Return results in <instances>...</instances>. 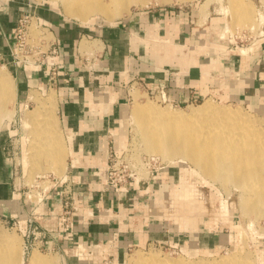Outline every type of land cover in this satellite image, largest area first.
<instances>
[{"label":"crops","instance_id":"0c3cea01","mask_svg":"<svg viewBox=\"0 0 264 264\" xmlns=\"http://www.w3.org/2000/svg\"><path fill=\"white\" fill-rule=\"evenodd\" d=\"M28 16L53 32L59 56L40 67L18 68L10 61L12 39L19 19ZM166 18L153 13L93 30L31 0H0V58L16 77L19 110L24 113L36 103L33 93L48 97L54 92L55 120L66 152L62 176L41 181L47 197L39 201L35 192L41 191L27 184L22 167L29 142L23 128L27 115L19 122L12 118L0 128V217L17 220L24 237L29 216H34L36 238L51 249L38 250L51 259L33 250L32 264H123L133 249L162 246L196 256L233 246V234L200 227L203 221H197L194 213L179 222L157 213L163 199L173 195V186L183 176L178 168L184 166L156 169L149 179L131 182L120 193L104 183L111 149L121 156L126 147L127 105L136 87L148 96L163 90L179 106L217 92L214 82L221 69L207 57L178 50L160 59L150 52L147 44L160 33L166 34L160 41L168 48L190 31L185 23L173 30ZM52 64L57 68L54 82L50 81ZM67 185L73 189L78 211L73 222L64 226L59 221L62 200L57 193Z\"/></svg>","mask_w":264,"mask_h":264},{"label":"rangeland","instance_id":"374dc122","mask_svg":"<svg viewBox=\"0 0 264 264\" xmlns=\"http://www.w3.org/2000/svg\"><path fill=\"white\" fill-rule=\"evenodd\" d=\"M31 1L34 2L35 5L44 6L47 9L56 11L59 16L67 21H71L81 27H89L93 30L99 27L119 25L136 17H147L153 13L168 15L166 19L170 22L167 21V23L172 26L173 30H175L176 27L179 28V24L185 23L186 26H189L188 29L190 31L189 33L178 36L176 38V43H171L168 48H166L167 46L165 47L164 44H161L160 41L161 38H165L166 34L160 33V36L157 35L155 40L147 44L148 49L153 53L154 57L168 59L171 54H176L179 50L182 54L185 53L187 56L202 55L207 57V61H211L217 69H221L220 77L214 82L217 84V92L214 95L200 99L189 105L179 106L170 102H164L161 96L153 98L148 95H143L139 87H136L135 90L132 91L133 97L127 105L128 119H130V121L128 120V140L121 157L125 163L129 164L132 170L131 172L136 174L138 180L149 179L151 172L154 170L168 168L170 166L169 160L166 162L161 156H152L142 149L139 129L132 118V111L138 104L151 102L159 108H167L173 111L187 113L191 109L198 108L206 100H212L216 105H226L234 110L240 108L242 111L250 112L258 117L257 119H260L259 121L264 124V2L262 0H244V2L251 4L255 12L253 18L246 24L237 21L231 14L226 15L225 12L221 10L227 7V5L229 6V4H226L228 3L227 0H223V4H220V2L216 0H213L214 2L211 1L206 9L207 17L202 14V10L208 0H150V2L147 1L144 4H130L127 13L125 11L124 15H122L123 17L117 18L114 22H108L103 16H98L95 22L86 25H82V23L75 18L67 17L61 3H58L57 6H53L48 0ZM107 1L109 2V0L105 2ZM34 24L38 28L35 20ZM45 32V38H53L51 32L41 28L37 29V35H33V33L32 35L38 38ZM169 36L173 38V34ZM174 36L176 35L174 34ZM166 44H168V42ZM178 45L182 46L179 47L181 50L178 48ZM46 49L47 48H45V50ZM0 71L12 75L15 79L16 90V77L12 73L11 68L0 63ZM39 97L41 100L45 98V96H41L40 94ZM56 107L57 102L51 105V109L48 108L46 111L44 110L42 115L39 116V123L37 122V126H44L43 124H45L50 110V112L53 113V119L57 120ZM39 108L41 109V105L38 101L34 104H30L25 113L20 112L15 91V94L7 104L9 113H15V117H6L4 123H7L12 118H14L12 120L19 122V119L23 118L25 114L27 115L28 112ZM23 128H25L24 124ZM58 130L61 132L60 126ZM62 142L64 144L63 140ZM28 145L29 142L26 147H28ZM112 151L111 149L110 152ZM24 154L28 167L24 163V155L22 158L24 166L22 165V167L28 185L32 186L38 176H62L63 171L58 173L54 172V170L52 171L53 168L49 167V163L45 165L46 172L39 170L38 167L31 164L33 160L31 156L29 157L27 149L26 151L24 149ZM173 166H184L188 170H191V172L195 169L191 163L186 162L176 163ZM189 177L195 185L193 195L199 198V200L201 199L202 205H200V208H202L203 215L199 216L201 219L198 218V214L196 215L197 221H203L200 223V227L207 225L208 228L212 227L224 231L225 233L233 234V246L227 250L210 254L201 253L196 256L191 255L188 250L186 251L187 255L179 252L175 253L174 249L169 247L158 246L146 249H133L129 251L126 261L123 264H131L129 260L136 252H141L147 257L150 255V258L152 254H154L156 255L155 258L160 257L159 259L162 260L167 258L174 260L181 258L196 260H200L198 258H213L218 260L222 257H229L236 253L243 254L247 251L253 254L256 264H264V213H260L259 216L251 215L250 217L244 214L241 205L243 196L241 197L240 190L234 185H228L227 188L221 187L219 184L212 185V183L206 181V179L199 174ZM34 198L36 197H33V199ZM163 203V207H158L157 213H162L164 216L167 215V218L173 219L172 215L176 207L173 204L172 193L167 199H163ZM1 233L15 236L17 243L21 246V250L25 251L24 237L17 229L7 224L0 217V234ZM35 252L42 258L51 259L45 253H39L38 250ZM31 255L32 252L28 255H24L25 264H32L29 262Z\"/></svg>","mask_w":264,"mask_h":264},{"label":"bare ground","instance_id":"6f19581e","mask_svg":"<svg viewBox=\"0 0 264 264\" xmlns=\"http://www.w3.org/2000/svg\"><path fill=\"white\" fill-rule=\"evenodd\" d=\"M49 1L53 6L61 3L65 15L79 20L82 25L95 22L98 16H103L108 22H114L117 18H122L125 11L127 13L130 4L150 2V0ZM211 1L213 0H208L203 6L202 14L205 17ZM216 1L220 4L223 2V0ZM227 2L225 3L229 6L221 9L226 15L231 14L243 24L253 18L255 12L251 4L244 0H227ZM37 29L34 24L31 29L33 35H37ZM15 91V79L10 73L0 71V128L6 117L11 118L15 115L9 113L7 109V104ZM33 97L36 102L39 101L41 109L29 110L25 122L26 134H29L27 152L33 160L31 164L45 171V165L49 163V167L53 168L52 171L62 172L66 165V152L51 110L44 126H37L39 116L44 110L51 109V105L55 103V94L51 92L43 100L37 93H33ZM132 118L139 129L141 147L145 152L152 156H161L166 162L169 160L170 166L186 162L191 163L195 168L192 172L186 167L180 168L183 176L179 184L173 186L172 197L176 207L172 215L173 220L187 221L191 213L203 215L200 208L201 199L193 195L195 185L189 177L195 174L203 176L212 185L219 184L225 188L234 185L238 188L241 197L243 196L241 202L243 213L249 217L264 213V124L257 119L258 117L240 108L234 110L226 105H216L212 100H206L198 108L191 109L187 113L159 108L151 102L138 104L132 111ZM24 160L28 167L26 158ZM24 255L25 251L21 250L15 236L0 234V264H25ZM152 256L150 258V255L147 257L141 252H136L132 257L130 256L129 261L131 264H256L250 251L218 260L213 258L162 260L159 259L160 257L155 258L154 254Z\"/></svg>","mask_w":264,"mask_h":264},{"label":"built area","instance_id":"2783aa9c","mask_svg":"<svg viewBox=\"0 0 264 264\" xmlns=\"http://www.w3.org/2000/svg\"><path fill=\"white\" fill-rule=\"evenodd\" d=\"M34 20L38 28L44 29L52 33L53 38H45L46 32L42 33L40 37H34L32 35V26ZM34 37V38H33ZM13 43L10 54V61L16 67H40L46 63H50L56 57L59 56V49L57 48L56 38L53 32L40 24V21L34 17H23L20 18L13 34ZM45 48H47L45 50ZM0 63L8 67L5 59L0 58ZM51 66H54L52 64ZM57 75V68L54 66L51 70L50 81L54 82ZM161 96L164 102H170L166 97V93L161 90L158 95H150V97ZM131 168L128 163L123 161L121 156H117L114 151L110 152L108 156V164L105 170L104 183L105 185L120 193L125 189L131 182H144L143 179L138 180L136 174L131 172ZM49 176H38L33 185V189H39L41 192H35L39 201L46 199L47 195L44 193V189L41 187V181L50 180ZM58 197L62 200V208L59 216V221L62 225L68 226L74 220V215L78 211V208L74 205V194L71 185H67L64 189L57 193ZM7 224L12 225L15 229L20 232L19 223L15 219H3ZM28 230L24 234L25 239V254H30L33 250H39L41 252H49L45 245L40 244L38 238H36V221L34 216H29L28 219ZM162 247V246H160ZM175 253L178 251L174 250Z\"/></svg>","mask_w":264,"mask_h":264}]
</instances>
